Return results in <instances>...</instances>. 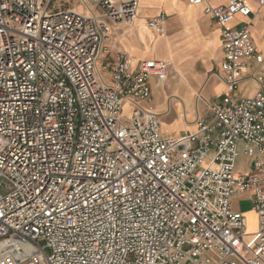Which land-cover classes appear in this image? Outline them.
<instances>
[{
  "label": "built area",
  "instance_id": "2783aa9c",
  "mask_svg": "<svg viewBox=\"0 0 264 264\" xmlns=\"http://www.w3.org/2000/svg\"><path fill=\"white\" fill-rule=\"evenodd\" d=\"M187 1L221 26L226 92L165 136L151 81L170 63L111 47L141 0H0V264H264V51L230 26L254 10ZM246 192L254 232L232 207Z\"/></svg>",
  "mask_w": 264,
  "mask_h": 264
},
{
  "label": "crops",
  "instance_id": "0c3cea01",
  "mask_svg": "<svg viewBox=\"0 0 264 264\" xmlns=\"http://www.w3.org/2000/svg\"><path fill=\"white\" fill-rule=\"evenodd\" d=\"M142 1L143 0L140 2L141 8L139 7V14L135 23L138 22L145 14L143 19H145V25L149 30L145 33V39H141L138 31L135 27H133L135 25V23H133L116 31L117 35L121 33L118 40L120 41L121 46L130 53L134 63L133 67H136L140 61L146 59H159L170 63L169 71L166 76L154 77L151 81L153 92L157 97V101L154 103V109L160 115L163 134L165 136H176L188 129L195 130V121L199 117H209L211 115L209 105L218 103L226 92V85L223 81L222 71L220 69V63L224 56L221 26L216 19L207 16L204 13L201 5H191L187 0H145L146 2L155 1L150 7L142 6ZM205 1L206 3L217 6L227 4L230 0ZM244 1L253 8L254 13L251 17L237 16L230 26L239 27L244 22L250 23V30L257 48L259 51H264V6H260L257 0ZM161 11H165L167 13L165 33L156 34L146 24V21L148 18L158 15ZM186 25H188V27ZM130 27H133L131 28L133 30V34H129L127 38L126 34H123L124 28L128 29ZM196 33L203 36L198 45L196 42H190L192 36ZM199 45L203 49H200ZM204 50H206L211 56L209 54H202L201 56H198V54L204 52ZM189 54H191V56L185 58V56H188ZM199 64L204 67V71L198 70ZM186 69L188 73H190L189 76L185 72ZM256 71L257 64L252 62V66L248 71V77L244 78L240 83L238 90L239 95H253L256 92L257 84L254 80V74ZM183 74L186 79L185 81L189 85L192 83L195 88V93H187L189 98L194 102L190 104L186 103L185 100L180 97L179 91L173 93L172 87L164 85L166 88L164 91L165 93H168L170 97L166 98V102L164 104L157 107V104L163 99L160 83L166 81L170 86L174 80H184L182 78ZM213 78L218 80L215 87L218 89L219 101L211 104L204 98L203 92L208 82ZM183 88L184 87L181 86L180 90L183 91ZM169 91L172 92L169 93ZM171 98L176 101L174 109L176 110L177 116L172 121H167L165 117L171 110ZM164 111L166 113L162 115ZM252 166L253 159L249 158L245 154H242L237 161L236 168L237 171L247 172L252 168ZM238 197L246 199L249 204H251V207L246 210H236L243 211L246 216H248L247 213L249 212L256 215L252 209V194L250 192H246L236 198ZM255 219L256 224L255 226H253L254 224L252 225V229H254L253 232L257 229V218Z\"/></svg>",
  "mask_w": 264,
  "mask_h": 264
},
{
  "label": "rangeland",
  "instance_id": "374dc122",
  "mask_svg": "<svg viewBox=\"0 0 264 264\" xmlns=\"http://www.w3.org/2000/svg\"><path fill=\"white\" fill-rule=\"evenodd\" d=\"M187 27H188V25H186ZM123 28V27H122ZM117 33V32H116ZM115 33V37L117 38V34ZM202 38H203V36L202 35H200L199 33H196V34H194L193 36H192V39L190 40V42H196L197 43V45H198V43L202 40ZM117 39H119V37L117 38ZM119 41V40H118ZM119 43H120V41H119ZM120 45H121V43H120ZM191 45H193V44H191ZM199 47H200V49H203L200 45H199ZM123 48V47H122ZM124 49V48H123ZM202 54H209L206 50H204V52H202V53H200V54H198V56H201ZM210 55V54H209ZM191 56V54H189L188 56H185V58H187V57H190ZM211 56V55H210ZM184 58V59H185ZM205 58V57H204ZM198 70L199 71H204V67H202L201 66V64H199V66H198ZM186 74L189 76L190 75V73H188V71H187V69H186ZM195 75V74H194ZM218 82V80L216 79V78H213L212 80H210L209 82H208V84H207V86H206V88H205V90H204V92H203V96H204V98L208 101V102H210L211 104H213V103H216V102H218L219 101V98H218V89L215 87V85H216V83ZM190 83H191V80H190ZM181 86L182 87H184L183 88V91L182 90H180L181 89ZM169 87H172L173 88V93L174 92H176V91H179V94H180V97L181 98H183V100H185V102L186 103H188V104H190V103H193L194 101L193 100H191L190 98H189V96H188V94L187 93H189V92H194V87H193V85H192V83H191V85H189L185 80H181V81H176V80H174V82L172 83V85H170ZM166 89V88H165ZM161 91H162V93H163V99L161 100V99H159V100H161L158 104H157V107H159L161 104H164L165 102H166V98L167 97H170L169 95H168V93H165V91H164V86H161ZM172 91H169V93H171ZM195 93V92H194ZM154 96H155V94H154ZM177 99V98H176ZM156 101H157V97L155 96L154 97V103H156ZM171 110L169 111V113L167 114V116L165 117V119L167 120V121H172L176 116H177V113H176V110L174 109L175 107H174V105H175V103H176V101H175V99H173V98H171ZM166 112L164 111L163 113H162V115H164ZM242 165V164H241ZM232 207L233 208H235V209H242V210H246V209H248V208H250L251 207V204H249V202L246 200V199H244V198H234L233 200H232ZM248 214V218H249V221H250V223L251 224H254L253 226H255V224H256V215L255 214H251L250 212L249 213H247ZM253 230L254 229H252L251 231H249V232H253Z\"/></svg>",
  "mask_w": 264,
  "mask_h": 264
},
{
  "label": "bare ground",
  "instance_id": "6f19581e",
  "mask_svg": "<svg viewBox=\"0 0 264 264\" xmlns=\"http://www.w3.org/2000/svg\"><path fill=\"white\" fill-rule=\"evenodd\" d=\"M153 2H155V1H149V2H146L145 0H143L142 1V6H144V7H150V6H152V3ZM159 3V2H158ZM194 6H197V5H194ZM141 8V7H140ZM144 10V9H143ZM144 13V12H143ZM141 15V14H140ZM145 15V14H144ZM144 15L139 19V21L138 22H136L135 23V25L133 26V27H135V29L138 31V33H139V35L141 36V39L142 40H144L145 39V33H147V31H149L148 30V28H147V26L145 25V19H143V17H144ZM137 20V19H136ZM133 27H130V28H124V33L123 34H126V37L128 38V35L129 34H133V30L131 29V28H133ZM128 33V34H127ZM121 33H119L118 35H117V38L118 37H120L119 35H120ZM114 35H113V38H112V41H111V47H113V45H116L118 48H121V49H123L122 48V46L119 44V41H118V39H117ZM131 39V38H130ZM130 39H128V40H130ZM131 41V40H130ZM135 41V40H134ZM132 43H133V41H132ZM139 44V43H138ZM123 50H125V49H123ZM129 55H130V53L127 51V50H125ZM130 57H131V55H130ZM131 60H132V57H131ZM132 63H133V60H132ZM133 65H134V63H133ZM177 70H179V69H177ZM178 72H180V71H178ZM180 74V73H179ZM182 78L184 79V80H186L185 79V76H184V74L182 75ZM159 80V79H158ZM160 85L161 86H164V85H168V87H169V84H167V82L165 81V82H161L160 83ZM164 89H165V86H164ZM155 110V109H154ZM157 112V111H156ZM158 113V112H157ZM159 114V113H158ZM188 130H190V129H188ZM247 218H248V216H247ZM256 218H257V216H256ZM252 225L253 224H251L250 223V221H249V218H248V227H247V230L248 231H250V230H252Z\"/></svg>",
  "mask_w": 264,
  "mask_h": 264
}]
</instances>
